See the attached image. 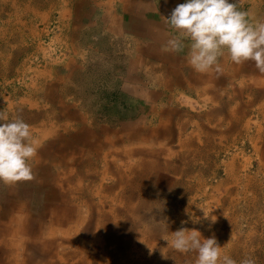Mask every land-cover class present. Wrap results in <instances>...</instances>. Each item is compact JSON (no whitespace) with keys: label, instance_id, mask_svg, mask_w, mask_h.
<instances>
[{"label":"rangeland","instance_id":"obj_1","mask_svg":"<svg viewBox=\"0 0 264 264\" xmlns=\"http://www.w3.org/2000/svg\"><path fill=\"white\" fill-rule=\"evenodd\" d=\"M184 2L0 0V111L40 144L0 181V264H196L162 238L182 227L264 264V74L164 51Z\"/></svg>","mask_w":264,"mask_h":264},{"label":"clouds","instance_id":"obj_2","mask_svg":"<svg viewBox=\"0 0 264 264\" xmlns=\"http://www.w3.org/2000/svg\"><path fill=\"white\" fill-rule=\"evenodd\" d=\"M242 3L243 0H185L177 4L165 22L179 35L167 41L164 51L183 52L184 41L188 40L191 41L188 63L197 73L222 74L219 59L226 51L235 64L252 61L264 74V21L252 22L248 12L239 10ZM39 147L29 124L19 117L9 121L8 113L0 111V181L5 185L33 181L35 175L29 162ZM203 213L205 219L216 221L210 213L204 210ZM193 222L199 221L193 219ZM201 237L199 230L182 227L172 232L171 240L162 238L175 251L196 252V264H236L230 256L222 254L214 237ZM161 253L163 259L169 258ZM241 264H255V261L245 258Z\"/></svg>","mask_w":264,"mask_h":264},{"label":"bare ground","instance_id":"obj_3","mask_svg":"<svg viewBox=\"0 0 264 264\" xmlns=\"http://www.w3.org/2000/svg\"><path fill=\"white\" fill-rule=\"evenodd\" d=\"M251 1H253V0H251ZM255 3V2H254ZM42 132V131H41ZM71 219V218H70ZM60 222H62V221H60ZM49 264V263H48Z\"/></svg>","mask_w":264,"mask_h":264}]
</instances>
